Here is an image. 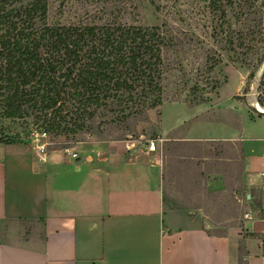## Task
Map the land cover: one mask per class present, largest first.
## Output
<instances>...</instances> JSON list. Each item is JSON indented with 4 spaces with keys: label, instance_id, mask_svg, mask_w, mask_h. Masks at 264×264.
<instances>
[{
    "label": "crops",
    "instance_id": "0c3cea01",
    "mask_svg": "<svg viewBox=\"0 0 264 264\" xmlns=\"http://www.w3.org/2000/svg\"><path fill=\"white\" fill-rule=\"evenodd\" d=\"M185 140L192 139L167 140L169 159L182 156L176 143ZM229 140L239 143L249 184L261 192L260 215L247 222L256 238L246 240L248 250L264 241V115L244 112ZM76 153L41 158L23 144L0 142V264H240L233 239L209 234L202 214L165 209L170 167L148 147L86 141ZM21 222L41 224L42 240L20 241L9 229ZM248 256L246 264H255Z\"/></svg>",
    "mask_w": 264,
    "mask_h": 264
},
{
    "label": "trees",
    "instance_id": "16d2710c",
    "mask_svg": "<svg viewBox=\"0 0 264 264\" xmlns=\"http://www.w3.org/2000/svg\"><path fill=\"white\" fill-rule=\"evenodd\" d=\"M258 1L208 0V8L225 21L228 9L234 10L242 23L247 10ZM257 22L234 29L227 40L232 49L256 55L254 66L264 62V13L258 14ZM176 41L173 31L164 25L127 24L116 17L49 22L48 0H0V114L13 120L31 118L42 132L60 142L82 141L109 125H126L130 119L147 117L149 110L163 103V80L171 66L166 54ZM221 62L220 55L208 52L204 64L213 72ZM254 76L253 70L249 78ZM199 89V84L192 86L196 105L207 101L206 93L199 95ZM207 143H176L187 151L170 159L181 165L179 180L191 176L186 181L197 186L203 172L195 168L206 159H214L207 163L213 166L220 164L216 159L225 158L227 142ZM167 176L165 170V184ZM250 195L258 197L260 209V190L251 187ZM163 201L165 209H193L188 204H173L165 187ZM208 232L226 236L210 228Z\"/></svg>",
    "mask_w": 264,
    "mask_h": 264
},
{
    "label": "rangeland",
    "instance_id": "374dc122",
    "mask_svg": "<svg viewBox=\"0 0 264 264\" xmlns=\"http://www.w3.org/2000/svg\"><path fill=\"white\" fill-rule=\"evenodd\" d=\"M208 4V0H156L154 3L151 0H48L49 22L67 24L116 17L127 24L164 25L171 29L177 43L166 54L171 66L163 80V103L149 110L147 117L130 119L126 125H109L102 133L78 142H60L49 135L43 136L31 118L13 120L0 114V140L32 149L46 143L49 152L67 149L76 152L86 141L117 140L147 149L150 141H155L157 150L153 153L170 167L164 185L168 198L174 199L173 204H188L193 211L203 215L211 230L230 236L239 248L240 264L247 263L244 258L248 255L255 264H260L261 245L247 250L246 244V240L256 239L249 233L247 222L260 215L258 197L251 198L248 174L241 164H244L243 157L237 154L239 143L235 146L229 137L240 125L244 112L252 117L264 115V62L254 66L256 55L246 49H232L227 40L234 29L258 23V14L264 13V0L256 2L251 9L245 8L248 16L243 17L242 23L237 21L234 10L228 9L225 21L220 18V13L211 11ZM208 52L222 57L213 72H208L204 64ZM253 70L255 76L249 78ZM195 84H199V95L206 93L205 103H193L192 86ZM174 137L207 138L203 140L204 144L223 141L227 142V148L230 142L236 158L228 159L227 150L224 159H216L220 164L208 166L207 163L214 159H206L195 168L203 172L198 181L200 184L196 186L186 181L191 176L183 175L179 180L181 165L169 162L166 142ZM180 152L182 155L187 153L181 148ZM191 161L197 163V159ZM245 194H248L247 198ZM9 230L23 242L42 240L43 237L41 224L21 222L19 228Z\"/></svg>",
    "mask_w": 264,
    "mask_h": 264
},
{
    "label": "built area",
    "instance_id": "2783aa9c",
    "mask_svg": "<svg viewBox=\"0 0 264 264\" xmlns=\"http://www.w3.org/2000/svg\"><path fill=\"white\" fill-rule=\"evenodd\" d=\"M42 134H43V136H47L46 132H43ZM35 149L41 158H45V156L47 154V144L46 143H43L41 145H37ZM148 150L151 152H155L157 150V146H156L155 141H150V143L148 145ZM66 151H68L69 154H71V156L73 158H76L78 156V154L75 151L72 152L69 149H67ZM261 246L263 247V250H264V241L261 242Z\"/></svg>",
    "mask_w": 264,
    "mask_h": 264
},
{
    "label": "bare ground",
    "instance_id": "6f19581e",
    "mask_svg": "<svg viewBox=\"0 0 264 264\" xmlns=\"http://www.w3.org/2000/svg\"><path fill=\"white\" fill-rule=\"evenodd\" d=\"M260 107V106H259Z\"/></svg>",
    "mask_w": 264,
    "mask_h": 264
},
{
    "label": "water",
    "instance_id": "95a60500",
    "mask_svg": "<svg viewBox=\"0 0 264 264\" xmlns=\"http://www.w3.org/2000/svg\"><path fill=\"white\" fill-rule=\"evenodd\" d=\"M250 197V196H249Z\"/></svg>",
    "mask_w": 264,
    "mask_h": 264
}]
</instances>
